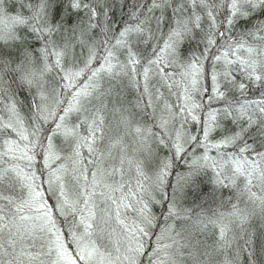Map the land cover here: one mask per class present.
Segmentation results:
<instances>
[{"label": "snow or ice", "instance_id": "6c2138e0", "mask_svg": "<svg viewBox=\"0 0 264 264\" xmlns=\"http://www.w3.org/2000/svg\"><path fill=\"white\" fill-rule=\"evenodd\" d=\"M0 264H264V0H0Z\"/></svg>", "mask_w": 264, "mask_h": 264}]
</instances>
